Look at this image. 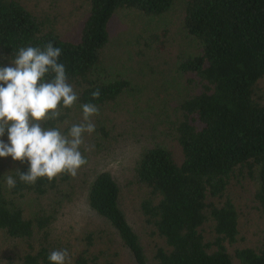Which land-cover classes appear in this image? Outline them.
Listing matches in <instances>:
<instances>
[{"label":"trees","instance_id":"16d2710c","mask_svg":"<svg viewBox=\"0 0 264 264\" xmlns=\"http://www.w3.org/2000/svg\"><path fill=\"white\" fill-rule=\"evenodd\" d=\"M73 1L74 8L64 11L57 3L52 10H39L28 0H0V53L10 61L21 47L53 42L62 49L59 62L79 95L74 105L90 102L103 109L132 89L118 66L123 44L112 58L107 56L117 15L136 11L156 25L168 15L175 17L173 25L196 44L195 54L184 51L178 57L179 71L188 77L174 123L183 160L179 163L172 150L153 145L142 151L135 167L137 189L142 190L137 194L140 214L164 241L153 260L264 264V247H234L240 213L228 190L235 178L251 180L264 214V102L257 98V84L264 79V0ZM169 31H151L145 46L156 54L166 52ZM146 57L143 52L139 62ZM97 89L99 99L93 100ZM71 109L61 108L59 118L42 126L66 133ZM98 120L95 132L101 133L106 127ZM17 169L26 172L27 162L13 161L10 169H0V250L10 249L8 264H50L49 252L66 248L55 243L51 229L64 199H72V176L39 178L29 185L19 180ZM6 175L16 179L14 188L8 189ZM121 197V185L110 171L97 173L89 184V206L108 221L134 264H151ZM206 224H211L213 238L206 237ZM78 239L71 264H115L101 263L92 252L94 232L85 231Z\"/></svg>","mask_w":264,"mask_h":264},{"label":"rangeland","instance_id":"374dc122","mask_svg":"<svg viewBox=\"0 0 264 264\" xmlns=\"http://www.w3.org/2000/svg\"><path fill=\"white\" fill-rule=\"evenodd\" d=\"M28 2L34 9L39 10H52V7L56 6L55 3L64 11H71L74 8L73 0ZM174 18L168 15L162 23L156 25L136 11L126 10L120 12L111 25L112 43L115 47L108 50L107 56L112 58L115 49L117 52L119 45L123 44L120 48L123 60L118 61V66L123 71L122 75L131 79L132 89L117 103L99 109V115L92 117L93 123L98 122L99 118L103 120L105 131L85 134V146L91 150L84 151L82 147L81 151L87 157V164L72 177V199L67 201L64 199V205L56 214L57 220L51 229L52 239L55 243L65 245L71 256L81 244L78 237L85 231H92L95 234L92 252L100 256L101 263L110 260L115 264H134L127 249L121 247L120 238L109 226L108 221L92 209L87 201L90 182L97 173L104 170L110 171L121 185L122 207L139 233L151 264H155L153 254L157 245L164 246L163 239L156 231L154 232V228L145 225L140 214L138 208L140 196L137 194H141L142 190L137 189L135 167L142 151L153 145H161L172 150L177 162L181 163L183 160L182 148L175 139L174 123L179 113L177 107L180 104V95H184L187 90L188 77L179 71L178 57L184 51L195 54L196 44L181 32L176 24L173 25ZM170 20L172 21L169 22ZM165 28L170 29L168 37L165 36L168 49L164 53L162 51L156 54L145 46L148 40L144 37L151 31L161 32ZM160 36L164 39L163 34ZM137 50L140 51L138 54ZM143 52L147 55L146 61L139 62ZM9 64L8 58L0 53V66ZM257 98L264 102V79L257 84ZM81 120V107L73 105L67 124L79 123ZM94 125L97 127L99 124ZM0 139L7 142V129ZM0 165L1 170L13 167L11 156L0 157ZM228 190L235 199L240 213L239 241L234 247L263 248L264 214L254 199V184L246 177H239L232 180ZM210 225L206 224L204 227L208 239L214 237ZM68 245L73 249L68 248ZM9 250L7 248L0 250V264H8L6 256ZM15 261L16 258L13 263Z\"/></svg>","mask_w":264,"mask_h":264},{"label":"clouds","instance_id":"9594fccd","mask_svg":"<svg viewBox=\"0 0 264 264\" xmlns=\"http://www.w3.org/2000/svg\"><path fill=\"white\" fill-rule=\"evenodd\" d=\"M61 55L62 49L50 41L43 48L21 47L9 66H0V137L6 129L8 135L7 142L0 139V157L27 162V171L17 169L16 174L29 185L61 174L75 177L87 164L81 148L91 150L84 137L95 132L92 117L99 115V107L94 103L80 105L82 120L71 124L66 133L59 127H42L79 99L65 65L59 62ZM91 95L99 99V89ZM5 180L8 189L16 186L13 176L6 175ZM47 259L50 264H71L67 248L50 251Z\"/></svg>","mask_w":264,"mask_h":264}]
</instances>
